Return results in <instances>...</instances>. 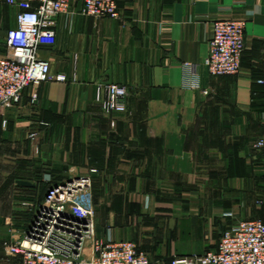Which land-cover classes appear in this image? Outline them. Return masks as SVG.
Instances as JSON below:
<instances>
[{"label": "crops", "instance_id": "obj_1", "mask_svg": "<svg viewBox=\"0 0 264 264\" xmlns=\"http://www.w3.org/2000/svg\"><path fill=\"white\" fill-rule=\"evenodd\" d=\"M17 12L0 0V57ZM120 13L96 19L76 5L52 18L55 40L39 57L67 82L0 112V264H21L5 246L24 240L28 203L9 190H31L34 166L45 170L38 185L88 178L98 237L133 242L152 264L215 252L239 222L264 223L254 147L264 139V0H135ZM227 19L246 23V47L240 74L216 78L203 63ZM187 64L199 89L184 85ZM100 82L127 88L126 113L103 111Z\"/></svg>", "mask_w": 264, "mask_h": 264}, {"label": "built area", "instance_id": "obj_2", "mask_svg": "<svg viewBox=\"0 0 264 264\" xmlns=\"http://www.w3.org/2000/svg\"><path fill=\"white\" fill-rule=\"evenodd\" d=\"M18 10L16 27L6 36V53L0 57V112L19 108L25 92L47 82H67L64 74L53 76L49 62L40 59L42 46L55 40L49 29L52 18L80 5V13L96 19L118 20L121 4L135 0H6ZM246 23L219 20L204 66L212 77L240 74L245 52ZM185 87L199 89L197 67L187 64ZM127 88L100 82L96 101L107 114L127 112ZM35 101V100H33ZM7 122H3L5 127ZM254 147L263 152L264 139ZM44 182L53 183L50 176ZM34 219L24 240L7 244L6 253L20 258L21 264H152L149 256L130 241L101 240L96 231V211L88 178L53 184L44 200L34 206ZM171 264H264V223L241 221L228 229L218 249L191 258H176Z\"/></svg>", "mask_w": 264, "mask_h": 264}, {"label": "rangeland", "instance_id": "obj_3", "mask_svg": "<svg viewBox=\"0 0 264 264\" xmlns=\"http://www.w3.org/2000/svg\"><path fill=\"white\" fill-rule=\"evenodd\" d=\"M45 170H41L38 169L36 166L32 167V169H30L29 173L33 172L34 175V180H30L33 181V183L35 185H33L31 190H20L16 187H11L12 189L9 190V192L11 191L12 195L14 196V193H17L15 195L20 196V197H26L24 201H26V203H32L34 206L40 204L43 200H44V193H43V188L41 185H38L39 182L38 180L41 178V175L45 172H43ZM15 189V190H13ZM45 192V189H44ZM259 193L263 194V198H264V190H262V192L259 190ZM6 194V193H5ZM15 197V196H14ZM21 200V199H20ZM264 207L262 200H259V207L261 208ZM27 208V217L26 218V226H28V230L25 233V237L28 234V232H30V229L32 227V223H33V219H34V209L29 207L28 205L26 206ZM256 219H261L264 221V211L263 209H259V216L256 217Z\"/></svg>", "mask_w": 264, "mask_h": 264}, {"label": "trees", "instance_id": "obj_4", "mask_svg": "<svg viewBox=\"0 0 264 264\" xmlns=\"http://www.w3.org/2000/svg\"><path fill=\"white\" fill-rule=\"evenodd\" d=\"M52 180H53V183H47V184H45V185H43V184H41V186H42V188H43V193H44V197L46 196V194L48 193V191H49V189H50V187L53 185V184H59L60 182H58L57 180H56V178H54V177H52ZM62 183V182H61ZM44 189H45V192H44Z\"/></svg>", "mask_w": 264, "mask_h": 264}]
</instances>
